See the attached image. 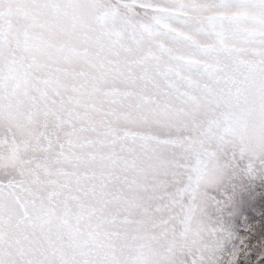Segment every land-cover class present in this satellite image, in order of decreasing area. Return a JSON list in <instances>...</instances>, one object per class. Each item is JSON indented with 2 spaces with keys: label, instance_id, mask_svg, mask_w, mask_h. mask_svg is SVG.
Returning a JSON list of instances; mask_svg holds the SVG:
<instances>
[{
  "label": "snow or ice",
  "instance_id": "6c2138e0",
  "mask_svg": "<svg viewBox=\"0 0 264 264\" xmlns=\"http://www.w3.org/2000/svg\"><path fill=\"white\" fill-rule=\"evenodd\" d=\"M264 262V0H0V264Z\"/></svg>",
  "mask_w": 264,
  "mask_h": 264
},
{
  "label": "rangeland",
  "instance_id": "374dc122",
  "mask_svg": "<svg viewBox=\"0 0 264 264\" xmlns=\"http://www.w3.org/2000/svg\"><path fill=\"white\" fill-rule=\"evenodd\" d=\"M254 255V260H253V264H255V259H258V257H255V254ZM261 264H264V262H261Z\"/></svg>",
  "mask_w": 264,
  "mask_h": 264
}]
</instances>
